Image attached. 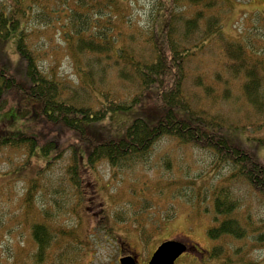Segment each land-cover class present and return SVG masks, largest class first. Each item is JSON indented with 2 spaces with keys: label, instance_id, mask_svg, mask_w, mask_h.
Segmentation results:
<instances>
[{
  "label": "trees",
  "instance_id": "trees-1",
  "mask_svg": "<svg viewBox=\"0 0 264 264\" xmlns=\"http://www.w3.org/2000/svg\"><path fill=\"white\" fill-rule=\"evenodd\" d=\"M135 1L0 0V46L14 38L17 49L16 60L6 57L0 49V110L15 93L21 101L16 105L21 118L42 121L54 130L64 127L73 131L84 146L90 164L100 161L114 167L145 164L164 137L186 147L210 151L217 168L210 185L196 188L194 178L188 181L189 186L179 188L178 180L170 178L167 186L182 196L195 198L188 202L210 214L207 235L216 243L210 249L209 258L218 259L220 264H264L261 254L264 218L260 219L258 212L264 210V155L259 152L264 140L254 139L252 142L257 143V147H251L236 136L242 128L256 129L264 123V39L258 43L253 37L244 41L221 38L224 65L232 77H242L241 88L249 107L245 121L239 119L227 126L216 113L193 106L194 96L185 88L188 60L197 50L204 49V40L211 39L214 34L221 35V16L211 12L209 15L207 11L223 0H187L188 3L186 0H150L153 11L145 21L148 25L140 29V34L134 33L133 42L129 43L120 38L123 32L120 26L126 21L130 27L132 13L125 16L122 10L124 3L132 7ZM180 6H193V15L182 19V13L177 11ZM34 15L37 22L40 19L46 24L52 23L53 18L58 20L64 37L79 56L86 55L89 59L93 55L103 56L106 66L116 67L119 79L136 87L130 98L122 101L110 91L97 89L91 71L86 70L85 76L91 83L81 87L88 93L94 90L99 93L94 95L100 103L97 107L94 100L81 98L77 91L74 93L55 70L49 72L41 68L35 43L30 41L21 25L23 19H31ZM151 17L154 21H150ZM141 35L142 47L138 48L135 38ZM217 79L221 80V76L217 75ZM196 84H203L200 75ZM208 90L212 96V88ZM224 94H229L228 89ZM150 101L153 102L151 107L148 106ZM136 107L143 113L125 124L116 122L118 113L131 112ZM232 128L239 130L234 132ZM14 132L1 139L0 145H26L29 153L35 148L42 149L45 155L56 152L49 139L40 143L32 133ZM172 167L169 164L167 169L174 174ZM154 204L141 201L138 213H134L141 217L146 214L151 222L148 228L141 220L135 224L147 241L154 230L160 229L173 215L170 211L159 220H153ZM60 208L62 212L70 209L63 205ZM57 216L58 213H54L45 222L32 224V234L38 244V263L51 259L54 249L62 255L68 246L80 247L81 259L91 244L88 242L85 247L83 242L76 240L78 223L59 229L53 227ZM114 220L115 224H122L128 219L117 212ZM109 226H113L111 222ZM101 230L108 231L105 222ZM107 234V238L113 239V234ZM107 234L101 233L102 237ZM102 237L97 235L96 238ZM75 242L81 245H72ZM258 250L261 251L256 252Z\"/></svg>",
  "mask_w": 264,
  "mask_h": 264
},
{
  "label": "rangeland",
  "instance_id": "rangeland-1",
  "mask_svg": "<svg viewBox=\"0 0 264 264\" xmlns=\"http://www.w3.org/2000/svg\"><path fill=\"white\" fill-rule=\"evenodd\" d=\"M13 2L16 6V1ZM132 3V7L124 3L122 10L125 16L132 13V24L128 27L125 21L120 26L123 31L120 38L129 43L133 42L131 36L134 33L140 34V29L147 27L145 21L153 11L150 0ZM177 11L186 20L193 15L194 7L180 6ZM207 12L221 16V35L214 34L211 39L204 40V44L199 43L204 49L197 50L187 62L185 88L194 96L193 106L216 113L227 126L233 125L239 119L245 121L249 107L241 88L242 77L235 79L224 65L226 59L221 38L244 41L253 37L256 42H261L264 39V0H223ZM150 21L154 18L151 17ZM21 25L30 41L35 43L40 67L49 72L55 70L81 98L94 100V105L100 106L94 96L99 93L95 90L88 93L81 87L91 83L85 76L86 70L91 71L97 89L110 91L119 100H127L135 91L133 84L119 79L116 67L106 66L103 56L93 55L89 59L75 53L55 18L46 24L40 19L37 22L34 15L31 19H23ZM135 39L141 48L142 35ZM0 49L11 60L17 59L14 38ZM198 75L202 85L196 84ZM208 87L212 88V96H209ZM224 88L228 89L229 97L224 94ZM99 98L102 99L101 95ZM18 101L21 102L20 98L12 93L4 109L0 110V140L14 131L29 132L36 135L40 143L49 139L56 152L45 155L40 148L29 153L26 145H0V264H119L120 255L127 252L136 255L141 263H147L160 243L173 237L190 243L189 250L179 257L176 264H220L218 259L209 258L210 249L216 243L207 235L212 219L210 214L188 202L195 198L182 196L167 186L170 178L178 180L179 188L189 186L188 181L194 178L196 188L210 185L217 170L210 151L186 147L164 137L156 144L153 156L151 154L145 164L134 163L124 167H114L106 161L90 164L84 146L73 131L64 127L54 130L42 121L21 118L16 106ZM152 105L150 101L148 106ZM139 113L143 112L137 107L131 112H120L116 115V122L125 124ZM232 130L238 132L239 128ZM240 131L237 139L244 140L251 147H257V143L252 142L254 139L264 140V123L259 128H242ZM259 152L264 155V145ZM169 164L173 165L174 174L168 171ZM188 190L191 192L190 188ZM141 201L155 202L151 211L154 212L153 220H159L167 212L173 213L160 229L154 230L148 241L136 226L141 220L146 228L151 227L146 214L142 217L134 214L138 213ZM60 205L70 208V213L62 212ZM117 212H122L128 220L115 224ZM258 212L260 219L264 218V210L259 209ZM54 213L58 216L53 227L59 229L63 225L78 223L76 240L83 242L85 247L91 243L81 259L78 255L80 247L68 246L62 255L54 249L51 259L38 263V244L32 234V224L45 222ZM103 222L108 231L101 230ZM110 222L113 226H109ZM101 233L113 234V239L107 238L108 234L102 237ZM97 235L102 238H96ZM261 254L264 255V250Z\"/></svg>",
  "mask_w": 264,
  "mask_h": 264
},
{
  "label": "water",
  "instance_id": "water-1",
  "mask_svg": "<svg viewBox=\"0 0 264 264\" xmlns=\"http://www.w3.org/2000/svg\"><path fill=\"white\" fill-rule=\"evenodd\" d=\"M189 250L188 243L180 239L162 242L152 254L147 264H175L176 260ZM120 264H141L136 255L123 256Z\"/></svg>",
  "mask_w": 264,
  "mask_h": 264
},
{
  "label": "flooded vegetation",
  "instance_id": "flooded-vegetation-1",
  "mask_svg": "<svg viewBox=\"0 0 264 264\" xmlns=\"http://www.w3.org/2000/svg\"><path fill=\"white\" fill-rule=\"evenodd\" d=\"M131 253L130 252H127V253H122L121 256H128L130 255ZM132 255V254H131Z\"/></svg>",
  "mask_w": 264,
  "mask_h": 264
}]
</instances>
